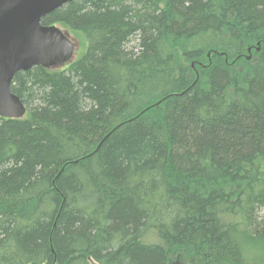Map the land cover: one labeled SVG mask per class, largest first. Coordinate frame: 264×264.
<instances>
[{
	"label": "trees",
	"instance_id": "16d2710c",
	"mask_svg": "<svg viewBox=\"0 0 264 264\" xmlns=\"http://www.w3.org/2000/svg\"><path fill=\"white\" fill-rule=\"evenodd\" d=\"M41 23L83 50L12 79L0 264H264V0H73Z\"/></svg>",
	"mask_w": 264,
	"mask_h": 264
},
{
	"label": "water",
	"instance_id": "95a60500",
	"mask_svg": "<svg viewBox=\"0 0 264 264\" xmlns=\"http://www.w3.org/2000/svg\"><path fill=\"white\" fill-rule=\"evenodd\" d=\"M72 0H0V117L25 113L20 98L11 92L15 73L33 66L66 62L74 46L55 25L41 24L50 12Z\"/></svg>",
	"mask_w": 264,
	"mask_h": 264
},
{
	"label": "rangeland",
	"instance_id": "374dc122",
	"mask_svg": "<svg viewBox=\"0 0 264 264\" xmlns=\"http://www.w3.org/2000/svg\"><path fill=\"white\" fill-rule=\"evenodd\" d=\"M63 30L66 28H64L63 26L59 25ZM70 33L69 35L71 36V39L73 40V42L75 43V47H76V50H74V57L77 58L80 54H81V51L83 50V41L82 39L77 35V34H74L72 32H68ZM209 56V55H208ZM251 56H247L246 58H250Z\"/></svg>",
	"mask_w": 264,
	"mask_h": 264
},
{
	"label": "bare ground",
	"instance_id": "6f19581e",
	"mask_svg": "<svg viewBox=\"0 0 264 264\" xmlns=\"http://www.w3.org/2000/svg\"><path fill=\"white\" fill-rule=\"evenodd\" d=\"M11 86V85H10ZM11 90V89H10Z\"/></svg>",
	"mask_w": 264,
	"mask_h": 264
}]
</instances>
